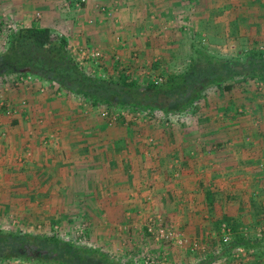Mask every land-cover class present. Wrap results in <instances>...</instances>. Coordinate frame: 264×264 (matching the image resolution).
<instances>
[{
  "label": "rangeland",
  "instance_id": "1",
  "mask_svg": "<svg viewBox=\"0 0 264 264\" xmlns=\"http://www.w3.org/2000/svg\"><path fill=\"white\" fill-rule=\"evenodd\" d=\"M109 1L110 0L102 2H100V0H86L83 6H76L74 4H69V6L67 5V8L74 7L78 11H81L83 9L86 10L91 15V18H89V20L91 21L93 20L92 18H95L96 23H99L98 20H100V22H103L102 24L105 23V25H103L104 28H100L98 39L90 42H85L84 40L79 39V46H70V50L74 55L73 48L86 46L88 48L98 49L103 54V57L101 58L103 60H107L110 56L113 55L115 60H118L124 64L129 61L132 65L131 67H136V74L139 78V81L152 80L153 82H155L156 80H159L157 79L158 73L182 71L185 68V62L187 61L185 57L190 53V44L195 40V38H197L201 45L222 55L243 58L248 54V51L253 46L258 47L260 51H264V0H230L231 3L233 2V5L230 4L228 10L225 9L220 12H217V10L213 11L208 9L210 5L209 2L212 1L208 0L209 2L206 1L207 9L205 8L202 13L200 12V9L196 8V6L191 7V5L188 10H185L183 12H179V10L173 11L168 8L165 9V6L168 7L166 1L169 0H114L112 2L114 7H112L111 4L109 6L107 5ZM116 1L118 3H116ZM219 1L220 0H216L215 4H219ZM139 3L141 9H135L133 11L134 15L128 19L127 15L128 12H130L129 7L133 6L136 8V5ZM148 5L150 7V10H144V7H148ZM123 8L125 9L124 12L121 10ZM121 11L123 12V14L122 17L119 18V13ZM199 13H201V16L205 19L217 18V23L224 24L227 19L229 25L213 26L211 25L210 21H204L205 24L202 23L200 26H194L192 25L190 20L192 18L191 15L196 14V16H198ZM129 15L131 16V14ZM127 22L131 24V26H127L129 27V29H121L122 27H124V25L126 26ZM81 23L86 22L82 19ZM139 25L141 26V28H139L138 30L145 32L149 30V32L147 31L148 34H144L143 32H141L139 35H136V28H138ZM4 27V21H2V23H0V47L1 45H3V48L8 44V36L5 32H3ZM96 30L98 29H95V31ZM243 32H249V35L245 36L244 34H242ZM135 37H137V42H135V44H127V40L134 41L133 39ZM124 38H126V41L124 40ZM139 41L143 43H146L147 41L149 42H147L145 45L143 44L144 48H147L148 50L146 53L131 49L135 46L136 48H139ZM128 43L131 44V42ZM127 45H129L130 48H128ZM154 65H158V68L156 69L155 67L154 69ZM250 85H252L258 92L256 100H253L254 102H256L254 107H252L254 108V111L251 108H247L245 110L240 109L238 113H241L243 115V120L248 123L247 127L250 126L253 128L254 126L256 129L258 128V126H263L264 128V82H250ZM16 89L22 90L21 93ZM23 89L26 90L24 84H16V82L15 84L13 83L12 86L11 84L9 85L6 83L0 84V101L3 103V107H0V123L2 124V126L0 125V138H4V135L7 132L3 128V126L5 125L3 124V121L11 120L10 116H12L11 113L7 111L9 107L4 105L8 104V106L12 108L13 104L11 105L10 99L15 100V104L22 100L20 104L24 103L22 104L23 108L27 105L26 101L23 102ZM233 89L234 91L231 94L226 93L225 95H218L217 93H213L210 95L213 98H217L219 101L223 99L228 100L239 97L241 95V85L236 82ZM211 96H209L210 99L212 98ZM44 98H46V96H44ZM57 101L58 102H56L55 105L60 106V113L58 112V110L52 109V111L55 114H59V116L63 115V112L61 111H66V109L69 107L71 108V106L77 107H74V109L77 110L74 116V118H76L75 122L72 121L73 119L71 120L67 117L64 119V123L57 122L58 124L63 125H67L68 122L69 128H72L74 131L73 135L75 136V138L79 139L81 138V136H85L86 134L90 133L89 126L95 124H99L100 129H103L107 133V136L105 137V141L108 140L107 143H101L100 140L104 139L102 137H98L97 135L93 134L91 137H89L91 145L97 146L99 145V143H101L100 146L96 147V150H98L99 148L107 150V154L102 155L101 158L99 154L96 153L100 161L98 163V159L93 158L91 161L93 166H98L97 164H99V166H129L128 162H130V166L132 162L135 166H137L138 164H143L144 162H147L148 164H160V161L165 156L164 154L167 150H170V148L176 149L180 144H182V146L190 145L189 141H198L197 145H200L201 143L199 137L200 135H202V133L200 134V126L202 127V121H200V123L197 122L196 117H194L192 120L189 119L191 115L181 114L179 116L172 117V120L175 121L173 124L175 125H173L172 129H169L171 130L170 133L173 136L172 143H169V140L164 141V135L160 134L162 132H160L158 129L159 122H154V124H151V120L150 126L156 125L157 128H149L145 130V128L140 127L149 120H141L139 117H132L133 119L136 118L135 120L137 121V127H140L138 134L135 137H130L129 135L131 129H126L129 127L128 125L116 124L118 121L117 114H110V116H108L109 114H107L106 111L100 110L98 108H92L91 110L86 111L83 110L82 112L80 111V109L85 108V106H82L80 102L76 103L68 95L65 97L62 96L61 99ZM74 102L76 103V105ZM200 106L202 107L203 103H201ZM203 108H205V111H208V113H210V110H212L207 109V107ZM101 113H106V115L102 116ZM47 114H49V112H47ZM42 116L45 115L42 114ZM107 116L109 117V125L107 124L105 127V125L101 124L100 118H104ZM237 125V123L234 124L233 130H231L232 133L236 134L237 138L235 141H233V146L235 144L234 148L236 154L226 155L224 157L221 156L223 155V153H218V155L212 157L215 159H221H217L219 160V164L217 165L223 168H227V166H224V164L222 163L232 162V160H228L230 158L234 159L233 161L236 162V166H259V169H264V138L253 139L251 131H248L246 134H244L243 132L245 129H242V127L240 126L237 127ZM201 130H203V128ZM145 135L146 137H144ZM126 136L130 138L128 139ZM149 136L152 137V140L149 139ZM181 137L184 138L181 140ZM53 141L54 138L47 136L41 140V143H46L45 145L52 143L51 146H54ZM145 141L151 144V148L149 151L145 148L143 150V146L146 145ZM111 142L115 144L116 149L111 148L113 147L110 144ZM124 145L127 146V152L123 151L124 153L122 154L121 151H118L120 149L117 148H122L124 147ZM251 145H255V147L252 152H249L248 147H250ZM213 146L214 145L210 146V144L206 147L204 146L206 155L209 154L211 156L212 152L219 151L218 147L214 148ZM196 151L197 152L195 158L193 155H190L194 158L193 161H195V164L197 163L196 159H201L203 156H201V150ZM204 160L202 161L204 162V164L202 162L200 164H203L204 166H210V164L208 163L210 159L207 158ZM206 161L207 163H205ZM195 164H193V166ZM200 164H198V166ZM180 165L183 164L179 163V157L177 156L176 158L172 159L169 166ZM4 167L5 166H0V180H2L0 182L1 201V196L4 197L3 192L5 195H7V186L2 188V182L4 183V178L5 176L7 177V172L5 171ZM94 174L96 173H93V175ZM116 175L118 174L115 173V175H113L112 177H116ZM251 182L249 184L252 188ZM263 185L261 187H255L264 188ZM23 196L24 193H18L17 198L19 199V201L14 204L5 202V200L3 202H0L1 232H15L21 235L33 236L56 234L58 239L62 242L73 244L79 248H99L100 250L106 252L109 255V258L114 262H123L122 258H125V261L133 262L134 258H136L137 255L139 256V259L141 261L142 258H146V255H152L155 257H160L161 260H166L168 264H187L189 257L194 259H198L199 257L191 254L196 252H190L188 249L180 247L178 245H169L163 244L161 242H156L147 235L145 224L148 219L156 215H161L162 217L165 216L163 207V210L161 209V211L158 209L162 204L161 202L154 205V207L156 206L157 212L152 213L153 209L151 210V208H153V204L155 202L154 200L156 199L152 198L153 196L151 194L144 195L145 198L141 200V202L143 201L142 205L140 204L141 207L139 208V210H137L138 212L144 214L143 219H138L137 221H129L125 219V223L120 226L121 230L117 229L116 232H113V234H110L108 233V231H106V229L104 228L105 222L100 219H96L97 221H101L99 228H96V230L94 229L95 227H93L92 225V221L94 219L90 220L83 215V207L86 205L84 203L78 204V208L76 205V207H74L73 204H69V206L67 203L61 204L59 208H56L54 207L55 205L52 204V211L50 209H48L49 211H46L47 208L45 204H42L45 206H43L46 211L45 213L40 204H34V202H31V204H27L22 202L21 199L23 198ZM249 202L250 201H248L247 204H249L250 206ZM63 206L64 208H62ZM23 208H27L31 216H34V219L30 221L22 218L21 214L23 211L20 209ZM59 209L64 210L63 212L58 213V216H60V218L53 217V211L57 213V210ZM70 213H72V215H69ZM245 214L248 217V223L247 225H244L241 233L243 236H245V238L253 240V248L251 250L247 248L248 251L246 250L247 252L242 258H235L233 256L232 260L235 261V264H263L262 261H264V255L262 241L264 240V225H261V223H255L262 221L263 217L261 215H258L260 220L256 221L258 216H256L255 218L253 216L252 218V214L249 211H247V213ZM139 222L140 224H137ZM137 227L138 229H135ZM81 229H83V233L80 234L79 232L81 231ZM132 230L137 234L131 235ZM219 230L220 229H218V231H215L213 237H199L196 235L191 236L188 235V231L185 230L187 234L185 237L189 240L195 239L200 244L205 246L207 251L198 252L201 255H205V253L210 250L209 247L211 245L209 246V241H215L216 239L220 238ZM115 241L117 245H114L115 248H112V242L114 243ZM141 255H143L144 257H141ZM9 261L15 262L14 264H28V262L24 261L23 258H20L19 256H16ZM207 261V258H203L202 263H206ZM220 264L226 263H222L221 261Z\"/></svg>",
  "mask_w": 264,
  "mask_h": 264
},
{
  "label": "crops",
  "instance_id": "2",
  "mask_svg": "<svg viewBox=\"0 0 264 264\" xmlns=\"http://www.w3.org/2000/svg\"><path fill=\"white\" fill-rule=\"evenodd\" d=\"M102 1L108 0H100ZM113 1L110 0L107 5L111 4L114 7ZM206 1L209 2L208 0H169L166 1L168 7L165 6V9L183 12L191 5V7L196 6L202 13L205 8L207 9ZM215 1L209 2L208 9L220 12L228 10L230 4L233 5L230 0H220L219 4H215ZM76 3L74 0H0V23L8 20L19 28H48L64 35L69 47L79 46V39L85 42L95 41L99 38L100 28L103 29L105 23L102 24L100 20H98L100 24L96 23L95 18H92V21L89 20L91 15L84 9L78 11L74 7L67 8V5H76ZM135 9H141L140 3L136 5V8L129 7L128 19L134 15ZM121 10L124 12L125 9ZM144 10H150L149 5L144 7ZM122 11L119 13V18L122 17ZM201 13L198 16L191 15L192 25L200 26L204 21H210L213 26L229 25L227 19L224 24L217 23V18L205 19ZM82 19L86 23H81ZM127 26L131 24L127 22L121 29H129ZM139 28H141L140 25L136 28V35L141 32L148 34L149 30L145 32L138 30ZM95 29L98 30L95 31ZM242 34L246 36L249 32ZM124 40L126 41V38ZM133 40L126 42L133 45L137 42V37ZM146 43L139 41V48L131 46V49L146 53L148 51L144 48ZM129 45H127L128 48H130ZM29 78L32 82L24 85L26 90L23 89L24 95H22L23 102L26 101L27 105L23 108L22 103L20 104L22 100L15 104V100L10 99L11 105L14 106L11 110H7L12 115L11 120L3 121L5 124L3 128L7 132L4 138H0V166H5L7 172L5 182H2V188L7 186V195L3 192L4 197L1 196L0 202L5 200L14 204L19 201L17 194L24 193L23 198H20L22 202L27 204L34 202V204H40L42 208L44 206L42 204H45L46 211H49L48 209L52 211V204L56 208L65 203L73 204L78 208V204L84 203L86 205L83 207V215L90 220L94 219L92 221L94 229L99 228L101 221L96 219H100L105 222L106 231L113 234L117 229L121 230L120 226L125 223V219L129 221L143 219L144 214L137 210L142 205L141 200L145 198L144 195L151 194L152 198L156 199L151 208L152 213L157 212L154 205L161 202L158 209L161 211L163 207L165 213L163 218L174 223L176 230L183 235H187L186 230L191 236L213 237L216 220L220 221L224 216L234 219L238 218L240 213H246L248 195L251 190L252 194L264 196V188H260L264 183V169H259V166H236L234 159L230 158L228 160L232 162L222 163L227 168L217 165L221 159L213 157L218 153H223L221 156L224 157L236 154L232 140H229L224 147L227 151L212 152L211 156L205 154L204 148L197 147V150L202 152L201 156L203 155L201 159H196L197 165L195 161H192L190 166H168L170 174L167 176L164 175L165 173L162 174L160 169L155 171L156 166L151 167L157 173L148 175L150 166H135L133 162L131 166L130 162H128L129 166H99V164L93 166L91 156L96 153L101 156V152L105 151L101 148L96 150L102 142L97 146L91 145L90 133L87 138L81 136L77 139L73 135V129L70 130L68 122L67 125L58 124L57 122L64 123V119L69 117V112L65 114L68 110L61 111L63 112L61 116L55 114L52 109L59 112L60 106H56L54 100L44 98L45 84L32 77ZM16 90L20 93L22 91ZM0 125L2 126L1 123ZM47 136L54 138L55 147L51 146L52 143L47 145L41 143V140ZM254 147L255 145H251L247 150L252 152ZM203 158L210 159L208 162L210 166L203 165ZM201 162L203 164H200ZM93 173L96 174L93 175ZM115 173L118 175L112 177ZM20 210L23 211L22 218L30 221L34 219L27 208ZM43 210L46 213L44 208ZM63 211V209L57 210V213L53 211V217L60 218L58 213ZM244 217L247 221L246 214ZM131 232V235L137 234L133 230ZM114 245H117L116 241L112 242V248H115Z\"/></svg>",
  "mask_w": 264,
  "mask_h": 264
},
{
  "label": "trees",
  "instance_id": "3",
  "mask_svg": "<svg viewBox=\"0 0 264 264\" xmlns=\"http://www.w3.org/2000/svg\"><path fill=\"white\" fill-rule=\"evenodd\" d=\"M74 1L84 5L80 0ZM185 58L187 61L182 71L157 72L159 80L155 82L152 80L139 81L136 67H131L129 61L124 64L115 60L112 55L107 60L100 58L81 64L71 52L68 40L59 33L43 27L19 28L9 35L7 46L3 48L1 45L0 47V84L6 83L12 86L13 83L18 82L19 77H32L45 84L44 96L50 101L54 100L56 103L62 96L68 95L76 103L80 102L82 106H85L80 109L82 112L98 108L106 111L108 116L117 114L116 124L128 125L129 127L126 129H131L130 137H135L140 127H137L136 118L132 117L149 120L140 127L145 130L157 128L156 125L150 126L151 120V124L159 122L157 125L159 131L162 132L160 134H163V140H169V143H172L173 138L169 129L175 125L172 117L181 114L191 115L189 117L191 120L196 117L197 122L202 121L200 145H197L198 141H189L190 145L182 146L180 144L176 149L167 150L163 159L159 160L160 164H148L147 162L138 164L140 166H156L155 171L160 169L161 173H165L164 175L167 176L170 174L168 166L177 156L179 163L185 166L192 165V161L196 157V147L204 148L210 144V146L214 145V148L218 147L219 151H227L224 147L229 140L237 139L236 134L231 131L236 123L237 127L245 129L244 134L251 131L253 139L264 138L263 126H258L256 129L254 126L253 128L247 127L248 123L243 120V115L238 113L240 109L247 108L254 111L252 107L256 102L253 100H256L258 92L250 85V82H264V51L253 46L243 58L222 55L201 45L195 38L190 44V53ZM153 67L157 69L158 65ZM236 82L242 87L239 97L219 101L210 95L213 93L231 94ZM209 96L212 98L210 99ZM201 103H203L202 107ZM74 107L71 106L66 109L68 111L64 112L65 114L69 112L67 118L73 119L75 122L74 116L77 110ZM203 107L212 110L208 113ZM108 116L100 118L101 124L105 127L107 124L109 125ZM202 128L203 130H201ZM89 131V137L94 134L104 139L100 140L101 142H108V140L105 141L107 133L100 129L99 124L89 126ZM88 134L85 135L86 138ZM183 138L181 137V140ZM149 139L152 140V137L149 136ZM110 144L113 146L112 149H116L113 142ZM150 145L149 142H146L143 150L145 148L149 151ZM117 149H120L118 151H122V153L127 152L126 145ZM104 154H106V150L101 152V156ZM190 155H193L194 158ZM91 157L98 159L96 154ZM97 161L99 163L100 159ZM150 167L148 175L157 173L152 170L153 167ZM163 178L165 179V176ZM258 195L252 194V190L249 193L250 206L248 204L247 211L252 214V218L258 215L264 218V200L262 199L264 197ZM244 216L245 213H240L238 218L229 219L224 216L220 221L216 220L215 231H218L219 223H225L231 230L230 242L224 244L221 237L215 241L210 240V250L205 255L198 252L191 253L199 257L198 259L189 257L187 262L189 264H220L222 261L226 264H235V261L232 260L235 250L238 247L251 250L254 243L253 240L245 238L241 233L247 222ZM263 218L262 221L255 223L264 225ZM259 220L258 216L256 221ZM262 242L264 255V240ZM16 256L23 258L28 264L139 263L138 255L133 262L125 261V258H122L123 262H114L106 252L99 248H79L73 244L62 242L56 234L33 236L0 231V264ZM155 258L157 261L161 260L160 257ZM203 258H207L208 261L202 263ZM262 262L264 264V261Z\"/></svg>",
  "mask_w": 264,
  "mask_h": 264
},
{
  "label": "built area",
  "instance_id": "4",
  "mask_svg": "<svg viewBox=\"0 0 264 264\" xmlns=\"http://www.w3.org/2000/svg\"><path fill=\"white\" fill-rule=\"evenodd\" d=\"M81 3H85L86 0H80ZM80 3H76V6H79ZM4 30L9 37V35L19 29V27L15 26V24L11 23V21H4ZM7 37V40H8ZM74 49V55L77 58V61H79L81 64L86 61H92L97 60L103 57V54L98 50L94 48H88L86 46L82 47H76ZM29 76L27 77H19L18 82L16 84H30L32 81H29ZM24 104V103H22ZM4 106L9 107L8 110H11L12 108L8 106V104H5ZM0 107H3V103L0 101ZM106 113H102V116H105ZM220 237L224 244H228L231 240V230L227 227L225 223H222L220 225ZM145 230L148 236H150L154 241L166 243L170 245H178L180 247H184L188 249L190 252H204L205 246L200 244L197 240H189L185 237L181 232L177 231L174 225L164 219L161 215L152 216L148 219V221L145 224ZM80 234L83 233V229L79 232ZM246 249L243 247H238L233 256L235 258H242L246 254ZM141 257H144L141 255ZM15 262L7 261L3 264H14ZM139 264H168L166 260H160L157 261L155 256L152 255H146V258H142L141 261L139 259Z\"/></svg>",
  "mask_w": 264,
  "mask_h": 264
}]
</instances>
